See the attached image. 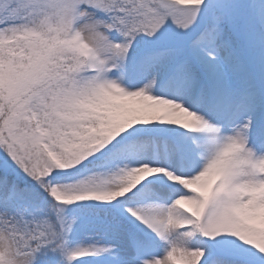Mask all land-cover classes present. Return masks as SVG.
I'll use <instances>...</instances> for the list:
<instances>
[{"label": "snow or ice", "instance_id": "6c2138e0", "mask_svg": "<svg viewBox=\"0 0 264 264\" xmlns=\"http://www.w3.org/2000/svg\"><path fill=\"white\" fill-rule=\"evenodd\" d=\"M0 264H264V0H0Z\"/></svg>", "mask_w": 264, "mask_h": 264}]
</instances>
